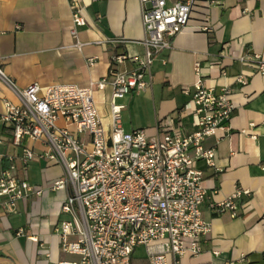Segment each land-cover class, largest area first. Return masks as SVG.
<instances>
[{
  "label": "crops",
  "instance_id": "1",
  "mask_svg": "<svg viewBox=\"0 0 264 264\" xmlns=\"http://www.w3.org/2000/svg\"><path fill=\"white\" fill-rule=\"evenodd\" d=\"M177 1L184 0L167 3ZM212 1L198 4L188 25L168 38L171 48L164 54L166 64L160 59L153 63L151 89L131 93L116 104L124 107L121 126L127 133L144 129L154 136L157 120L181 116L182 131L189 134L195 129L184 114L190 97L183 91H193L198 78L205 88L231 89L234 112L227 128L204 142V148L215 153L214 165L197 164L206 190L200 210L211 232L202 241L201 254L183 256L177 264H264V74L257 71L255 60H264V0ZM72 2L86 23L77 30V40L84 45L81 50L73 47L69 35ZM143 37L139 0H0V69L7 80L0 79V114L5 102L18 103L12 88L23 90L34 83L87 87L105 79L112 55H143ZM108 40L123 43L113 46ZM133 67L126 61L118 69ZM240 75L247 77V84L237 83ZM109 99V87L95 95L106 128ZM138 107L143 113H136ZM125 111L132 115L127 123L122 117ZM25 145L37 153L45 150L38 142ZM20 156L21 148L13 145L10 132L0 128V172L13 159L15 174L23 177ZM62 175V167L40 159L30 162L26 171L30 185L54 182ZM238 189L249 192L237 200L238 217L212 210L213 204ZM65 198V192L30 195L16 202L13 213L6 212L5 198H0V264H57L76 259L61 251L56 232L67 219L60 211ZM19 230H23L20 235ZM130 264H148L143 247L134 250Z\"/></svg>",
  "mask_w": 264,
  "mask_h": 264
},
{
  "label": "built area",
  "instance_id": "2",
  "mask_svg": "<svg viewBox=\"0 0 264 264\" xmlns=\"http://www.w3.org/2000/svg\"><path fill=\"white\" fill-rule=\"evenodd\" d=\"M212 0H139L144 31L143 55L128 57L114 54L108 76L87 87L72 84L40 86L30 84L23 90L12 88L18 103L5 102L0 114V128L10 132L12 143L21 148L19 171L10 166L0 172V198L7 213L15 211L16 202L45 191L65 192L60 211L67 219L56 227L61 251L74 256L73 261L57 264H130L137 247H143L148 264H177L183 256H198L202 241L211 232V224L201 214L206 196L200 161L214 165L215 153L204 148L205 140L217 130L227 128L234 112L232 91L205 88L198 78L184 108L195 129L182 131V117L167 116L156 121L154 136L144 129L125 132L121 126L123 106L116 104L129 94L145 92L152 86V66L170 50L168 38L179 34L189 23L198 4ZM69 35L73 47L84 46L77 40V30L86 25L77 4L71 3ZM117 46L123 40H108ZM256 69L264 74V60L255 58ZM89 62L93 60H88ZM134 64L129 71L118 66ZM240 61L244 62L243 59ZM199 65L195 64L197 72ZM0 79L7 81L0 69ZM247 84V77L236 79ZM110 88V123L106 128L100 117L95 95ZM41 143L37 153L25 142ZM44 160L63 169L61 178L41 185L27 182V166ZM249 196L236 190L225 201L213 204L217 214L226 211L238 217L237 200ZM23 230H19L18 235Z\"/></svg>",
  "mask_w": 264,
  "mask_h": 264
},
{
  "label": "rangeland",
  "instance_id": "3",
  "mask_svg": "<svg viewBox=\"0 0 264 264\" xmlns=\"http://www.w3.org/2000/svg\"><path fill=\"white\" fill-rule=\"evenodd\" d=\"M123 101L124 100H118L117 101V104H120V103H123ZM143 111L144 110H142L140 107H138L137 108V110H136V113H138V114H140V113H143ZM131 114H130V112H128V111H125L124 113H123V115H122V117H123V121H124V123H127V122H129V120H130V118H131V116H130Z\"/></svg>",
  "mask_w": 264,
  "mask_h": 264
},
{
  "label": "trees",
  "instance_id": "4",
  "mask_svg": "<svg viewBox=\"0 0 264 264\" xmlns=\"http://www.w3.org/2000/svg\"><path fill=\"white\" fill-rule=\"evenodd\" d=\"M201 1H205V0H201Z\"/></svg>",
  "mask_w": 264,
  "mask_h": 264
}]
</instances>
